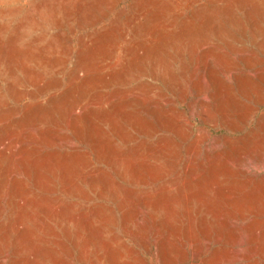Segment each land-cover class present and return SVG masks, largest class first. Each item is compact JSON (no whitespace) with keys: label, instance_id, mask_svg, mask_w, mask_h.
Wrapping results in <instances>:
<instances>
[{"label":"rangeland","instance_id":"rangeland-1","mask_svg":"<svg viewBox=\"0 0 264 264\" xmlns=\"http://www.w3.org/2000/svg\"><path fill=\"white\" fill-rule=\"evenodd\" d=\"M263 62L264 0H0V264H264Z\"/></svg>","mask_w":264,"mask_h":264},{"label":"bare ground","instance_id":"bare-ground-1","mask_svg":"<svg viewBox=\"0 0 264 264\" xmlns=\"http://www.w3.org/2000/svg\"><path fill=\"white\" fill-rule=\"evenodd\" d=\"M120 32H121V31H120ZM122 32H123V31H122ZM154 32H156V31H154ZM150 33H151V32H150ZM124 35H125V34H124ZM120 37H121V36H120ZM118 38H119V37H118ZM148 38H149V37H148ZM124 41H126V40L124 39ZM124 41H123V42H124ZM119 49H120V48H119ZM143 50H144V49H143ZM207 50H208V49H207ZM207 50H206V52H207ZM246 50H247V49H246ZM251 50H252V49H251ZM247 51H248V50H247ZM247 51H246V52H247ZM254 51H255V50H254ZM258 51H259V50H258ZM244 52H245V51H244ZM246 52H245V53H246ZM251 52H252V51H251ZM236 53H237V52H236ZM245 53H244V55H245ZM230 55H231V54H230ZM233 55H234V54H233ZM236 55L238 56V54H236ZM240 55H241V54H240ZM249 55H250V54H249ZM258 55H259V54H258ZM261 55H262V54H261ZM135 56H136V54H135ZM218 57H219V56H218ZM230 57H231V56H230ZM249 57H250V56H249ZM121 58H122V57H121ZM216 58H217V54H216ZM130 59H131V58H130ZM214 59H215V58H214ZM217 59H218V58H217ZM258 59H260V58H257V60H258ZM109 61H110V60H109ZM262 61H263V60H262ZM232 62L234 63V59H233ZM115 63H116V62H115ZM239 63H240V62H239ZM263 63H264V62H263ZM108 64H109V63H107V65H108ZM131 64H132V63H131ZM131 64H130V65H131ZM239 65H240V64H239ZM115 66H116V65H115ZM212 66H213V65H212ZM222 66H224V65H222ZM260 67H261V66H260ZM97 68H98V67H97ZM108 68H109V67H108ZM205 68H206V67H205ZM217 68H218V67H217ZM224 68H225V67H224ZM230 68H232V67H230ZM233 68H234V67H233ZM241 68H242V67H241ZM243 68H244V67H243ZM102 69H103V68H102ZM123 69H125V68H123ZM236 69H237V68H236ZM256 69H257V68H256ZM209 70H210V69H209ZM221 70H222V68H221ZM261 70H262V69H261ZM80 71H81V70H80ZM90 71H91V70H90ZM197 71H198V70H197ZM197 71H196V72H197ZM199 71H200V70H199ZM202 71H204V70H202ZM217 71H218V70H217ZM222 71H223V70H222ZM225 71H226V70H225ZM240 71H241V69H240ZM259 71H260V69H259ZM86 72H87V71H86ZM96 72H97V71H96ZM100 72H101V71H100ZM192 72H193V71H192ZM233 72H234V71H233ZM235 72H238V71H235ZM244 72H245V71H244ZM246 72H247V71H246ZM250 72H251V71H250ZM254 72H255V71H254ZM256 72H257V71H256ZM200 73H201V72H200ZM219 73H220V72H219ZM222 73H225V72L223 71ZM222 73H221V74H222ZM193 74H194V73H193ZM201 74H202V73H201ZM228 74H229V73H228ZM239 74H240V73H239ZM255 74H256V73H255ZM77 75H78V74H77ZM202 75H203V74H202ZM202 75H201V76H202ZM208 75H209V74H208ZM218 75H219V74H218ZM232 75H233V74H232ZM248 75H249V74H248ZM78 76H79V75H78ZM197 76H198V74H197ZM199 76H200V75H199ZM215 76H216V75H215ZM223 76H224V75H223ZM253 76H254V75H253ZM107 77H108V76H107ZM207 77H208V76H207ZM207 77H206V78H207ZM220 77H221V76H220ZM225 77H226V76H225ZM251 77H252V76H251ZM76 78H77V77H76ZM84 78H85V77H84ZM108 78H109V77H108ZM110 78H111V76H110ZM199 78H200V77H199ZM209 78H211V77H209ZM209 78H208V79H209ZM230 78H231V77H230ZM93 79H94V78H93ZM111 79H112V78H111ZM201 79H202V78H201ZM203 79H204V78H203ZM203 79H202V80H203ZM221 79H222V78H221ZM78 80H79V79H78ZM81 80H82V79H81ZM84 80H85V82H86V79H84ZM101 80H102V79H101ZM106 80H107V79H106ZM184 80H185V78H184ZM187 80H188V79H187ZM195 80H196V79H195ZM228 80H229V79H228ZM258 80H259V79H258ZM102 81H103V80H102ZM198 81H199V80H198ZM224 81H225V80H224ZM232 81H233V79H232ZM78 82H79V81H78ZM82 82H83V81H82ZM92 82H93V80H92ZM99 82H100V81H99ZM192 82H193V81H192ZM226 82H227V81H226ZM230 82H231V81H230ZM233 82H234V81H233ZM259 82H260V81H259ZM259 82H258V83H259ZM182 83H183V82H182ZM194 83H195V81H194ZM80 84H81V82H80ZM80 84H79V88H80V86H82V85H80ZM199 84H200V83H199ZM202 84L204 85V84H206V83H205V82H204V83L202 82ZM228 84H229V83H228ZM240 84H241V83H240ZM260 84H262V83H260ZM182 85H183V84H182ZM190 85H191V84H189L188 86H190ZM74 86H75V85H74ZM77 86H78V85H77ZM188 86H187V88H188ZM224 86H225V84H224ZM107 87H108V86H107ZM178 87H179V86H178ZM190 87H191V86H190ZM190 87H189V88H190ZM202 87H203V86H202ZM210 87H211V86H210ZM218 87H219V86H218ZM218 87H217V88H218ZM256 87H257V86H256ZM75 88H76V87H75ZM79 88H76V89H79ZM219 88H220V87H219ZM219 88H218V89H219ZM247 88H248V87H247ZM263 88H264V87H263ZM96 89H97V88H96ZM180 89H181V88H180ZM190 89H191V88H190ZM193 89H194V88H193ZM205 89H207V87H204V90H205ZM211 89H212V88H211ZM184 90L186 91V89H184ZM187 90H188V89H187ZM194 90H195V89H194ZM222 90H223V89H222ZM76 91H77V90H76ZM78 91H79V90H78ZM97 91H100V90H97ZM97 91H96L95 95L99 93V92L97 93ZM199 91H200V90H199ZM206 91H207V90H206ZM218 91H219V90H218ZM249 91H250V90H249ZM261 91H262V90H261ZM103 92H104V91H103ZM105 92H106V91H105ZM203 92H204V91H203ZM208 92H209V91H208ZM220 92H223V91L220 90ZM236 92H237V91H236ZM262 92H263V91H262ZM35 93H36V92H35ZM101 93H102V91H101ZM169 93H170V92H169ZM171 93H172V92H171ZM180 93L182 94V92H180ZM187 93H188V92H187ZM211 93H212V92H211ZM223 93H224V92H223ZM75 94H76V92H75ZM80 94H81V93H80ZM191 94H192V91H191ZM195 94H196V93H195ZM206 94H207V93H206ZM208 94H209V93H208ZM93 95H94V94H93ZM103 95H104V94H103ZM105 95H107V94L105 93ZM110 95H111V94H110ZM112 95H113V94H112ZM112 95H111V96H112ZM166 95H167V94H166ZM196 95H197V94H196ZM263 95H264V94H263ZM40 96H41V95H40ZM76 96H77V95H76ZM80 96H81V95H80ZM85 96H86V95H85ZM90 96H91V95H90ZM107 96H108V95H107ZM160 96L162 97V95H160ZM174 96H176V95L174 94ZM184 96H185V95H184ZM187 96H188V94H187ZM194 96H195V95H194ZM210 96H211V95H210ZM210 96H208V97L210 98ZM239 96H240V95H239ZM32 97H33V96H32ZM81 97H82V96H81ZM83 97H84V96H83ZM93 97H94V96H93ZM104 97H105V96H104ZM189 97H190V96H189ZM189 97H188V98H189ZM195 97H196V96H195ZM195 97H194V98H195ZM240 97H241V96H240ZM257 97H258V96H257ZM39 98H40V97H39ZM84 98H85V97H84ZM84 98H83V99H84ZM90 98H91V97H90ZM166 98H167V97H166ZM176 98H177V97H176ZM194 98H193V99H194ZM196 98H197V97H196ZM204 98H205V97H204ZM206 98H207V97H206ZM209 98H208L207 100H209ZM220 98H221V97H220ZM220 98H219V99H220ZM101 99H102V97H101ZM178 99H179V98H178ZM219 99H218V100H219ZM224 99H225V98H224ZM28 100L31 101L30 99H28ZM75 100H76V99H75ZM104 100H105V99H104ZM104 100H103V101H104ZM108 100H109V99H108ZM108 100H107V101H108ZM113 100H114V99H113ZM150 100H152V99H150ZM153 100H155V99H153ZM160 100H161V99H160ZM180 100H181V98H180ZM185 100H186V99H185ZM202 100H203V99H202ZM210 100H211V99H210ZM33 101H34V100H33ZM41 101H42V100H41ZM91 101H92V100H91ZM93 101H95V100H93ZM114 101H115V100H114ZM165 101H166V100H165ZM168 101H169V100H168ZM193 101H194V100H193ZM193 101H191V102H193ZM197 101H198V100H197ZM197 101H196V102H197ZM205 101H206V100H205ZM212 101H215V100L213 99ZM11 102H13V101H11ZM72 102H73V101H72ZM76 102H77V101H76ZM83 102H85V101H83ZM149 102H150V101H149ZM159 102H160V101H159ZM176 102H177V101H176ZM186 102H187V100H186ZM191 102H190V103H191ZM194 102H195V101H194ZM196 102H195V103H196ZM215 102H216V101H215ZM228 102H229V101H228ZM13 103H14V102H13ZM13 103H12V105H13ZM18 103H19V102H18ZM18 103H16V104H18ZM23 103H24V102H23ZM101 103H102V102H101ZM153 103H154V102H153ZM169 103H170V101H169ZM52 104H53V103H52ZM96 104H97V103H96ZM96 104H95V105H96ZM99 104H100V103H99ZM105 104H106V103H105ZM143 104H144V103H143ZM148 104H149V103H148ZM171 104H172V103H171ZM180 104H183V100H182V103L180 102ZM210 104H211V102H210ZM221 104H222V103H221ZM221 104H220V105H221ZM71 105H72V104H71ZM73 105H74V103H73ZM80 105H81V104H80ZM80 105H79V106H80ZM87 105H88V103H87ZM87 105H86V107H87ZM90 105H91V104H90ZM92 105H93V104H92ZM123 105H125V104H123ZM150 105H151V104H150ZM166 105H168V104H166ZM172 105H173V104H172ZM176 105H177V104H176ZM183 105H184V104H183ZM183 105H182V106H183ZM214 105H215V104H214ZM222 105H223V104H222ZM14 106H15V105H14ZM17 106H18V105H17ZM97 106H98V104H97ZM169 106H170V105H169ZM174 106H175V105H174ZM190 106H191V105H190ZM208 106H209V105H208ZM211 106H212V105H211ZM9 107H10V106H9ZM11 107H12V106H11ZM51 107H54V106H51ZM69 107H70V104H69ZM72 107H73V106H72ZM142 107H145V106H142ZM147 107H148V105H147ZM162 107H164V106L162 105ZM179 107H180V106H179ZM194 107H195V106H194ZM218 107H219V106H218ZM67 108H68V107H67ZM73 108H74V107H73ZM73 108H72V110H73ZM84 108H85V107H84ZM114 108H115V107H114ZM116 108H118V107H116ZM150 108H151V107H150ZM152 108H153V107H152ZM155 108H156V107H155ZM164 108H165V107H164ZM177 108H178V107H177ZM188 108H189V107H188ZM206 108H207V107H206ZM26 109H28V108H26ZM48 109H49V108H48ZM52 109H53V108H52ZM69 109H70V108H69ZM89 109H90V108H89ZM140 109H141V108H140ZM142 109H143V108H142ZM142 109H141V111H142ZM148 109H149V108H148ZM171 109H172V108L170 107V110H171ZM208 109H210V108H208ZM54 110H55V109H54ZM81 110H82V109H81ZM116 110H118V109H116ZM146 110H147V109H146ZM189 110H190V109H188V111H189ZM198 110H199V109H198ZM222 110H223V109H222ZM16 111H17V110H16ZM49 111H50V110H49ZM70 111H71V110H70ZM75 111H76V110H75ZM75 111H74V112H75ZM137 111H139V110H137ZM160 111H161V110H160ZM167 111H168V110H167ZM183 111H185V110H183ZM192 111H193V110H192ZM224 111H225V109H224ZM13 112H14V111H13ZM23 112H24V111H23ZM44 112H45V111H44ZM47 112H48V111H46V113H47ZM67 112H68V111H67ZM71 112H72V111H71ZM71 112H70V113H71ZM80 112H81V111H80ZM82 112H83V111H82ZM88 112H89V111H88ZM95 112H96V111H95ZM112 112H113V110H112ZM143 112H144V111H143ZM148 112H149V111H148ZM174 112H175V111H174ZM174 112H173V113H174ZM211 112H212V111H211ZM48 113H49V112H48ZM72 113H73V112H72ZM75 113H76V112H75ZM114 113H115V112H114ZM149 113H150V112H149ZM159 113H160V112H159ZM207 113H208V112H207ZM51 114H52V113H51ZM78 114H79V113H78ZM88 114H89V113H88ZM139 114H140V113H139ZM157 114H158V113H156V115H157ZM161 114H162V113H161ZM222 114H224V113H222ZM12 115H13V114H12ZM18 115H19V114H18ZM23 115H24V114H23ZM23 115H22V116H23ZM74 115H75V114H74ZM96 115H97V114H96ZM110 115H111V114H110ZM123 115H124V114H123ZM141 115H142V114H141ZM171 115H172V114H171ZM173 115H174V114H173ZM192 115H193V114H192ZM205 115H206V114H205ZM249 115H250V114H249ZM1 116H2V115H1ZM16 116H17V115H16ZM67 116H68V115H67ZM75 116H76V115H75ZM77 116H78V115H77ZM93 116H94V114H93ZM147 116H149V115H147ZM159 116H161V115H159ZM164 116H165V115H164ZM180 116H181V115H180ZM180 116H179V117H180ZM221 116H223V115H221ZM9 117H10V116H9ZM31 117H32V116H31ZM71 117H72V116H71ZM82 117L84 118V116H82ZM82 117H81V118H82ZM88 117H89V115H88ZM96 117H97V116H96ZM99 117H100V116H99ZM127 117H128V116H127ZM131 117H132V116H131ZM167 117H168V116H167ZM175 117H176V116H175ZM1 118H3V116H2ZM13 118H14V117H13ZM15 118H16V117H15ZM15 118H14V119H15ZM25 118H27V117L25 116ZM29 118H30V117H29ZM29 118H28V119H29ZM73 118H74V117H73ZM77 118H78V117H77ZM85 118H86V117H85ZM102 118H103V115H102ZM159 118H160V117H159ZM159 118H157V120H159ZM6 119H7V117H6ZM8 119H9V118H8ZM30 119H31V118H30ZM64 119H65V121H66V118H64ZM86 119H87V118H86ZM160 119H161V118H160ZM164 119H165V118H164ZM185 119H186V117H185ZM187 119H188V118H187ZM0 120H1V119H0ZM25 120H26V119H25ZM36 120H37V119H36ZM75 120H76V118H75ZM78 120H79V119H78ZM80 120H81V119H80ZM89 120H90V118H89ZM137 120H138V119H137ZM161 120H163V119H161ZM179 120H180V118H179ZM179 120H178V121H179ZM198 120H199V119H198ZM4 121H5V119H4ZM4 121H3V122H4ZM7 121H8V120H7ZM13 121H14V120H13ZM49 121H50V120H49ZM53 121H54V119L52 120V122H53ZM70 121L72 122V120H70ZM85 121H88V120H85ZM147 121H148V120H147ZM164 121H165V120H164ZM164 121H163V122H164ZM189 121H190V120H189ZM3 122H2V123H3ZM25 122H26V121H25ZM25 122H23V123H25ZM27 122H28V121H27ZM27 122H26V123H27ZM32 122H34V121H32ZM41 122H42V121H41ZM52 122H51V124H52ZM56 122H57V120H56ZM77 122H78V121H77ZM80 122H82V121H80ZM83 122H84V121H83ZM91 122H92V121H91ZM155 122H156V121H155ZM166 122H168V121H166ZM183 122H184V121H183ZM185 122H187V121H185ZM185 122H184V123H185ZM28 123H29V122H28ZM30 123H31V122H30ZM58 123H59V122H58ZM66 123H67V121H66ZM78 123H79V122H78ZM85 123H86V122H85ZM87 123H88V122H87ZM89 123H90V122H89ZM169 123H170V122H169ZM181 123H182V122H181ZM11 124H12V123H11ZM15 124H16V123H14V125H15ZM20 124H21V123H20ZM35 124H36V123H35ZM48 124H50V123H48ZM51 124H50V125H51ZM56 124H57V123H56ZM63 124L65 125V122H64ZM81 124H82V123H81ZM131 124H132V123H131ZM142 124H143V123H142ZM166 124H167V126H168V125H171V124H168V123H166ZM176 124H177V123H176ZM200 124H201V123H200ZM213 124H214V123H213ZM1 125H2V124H1ZM4 125H5V124H4ZM7 125H8V124H7ZM22 125H23V124H22ZM26 125H27V124H26ZM46 125H47V123H46ZM52 125H53V124H52ZM57 125H58V124H57ZM57 125H56V127H57ZM60 125H62V124H60ZM67 125H68V124H66V126H67ZM75 125H76V124H75ZM138 125H139V124H138ZM152 125H153V124H152ZM162 125H163V124H162ZM177 125H178V124H177ZM182 125H183V124H182ZM186 125H187V124H186ZM11 126H12V125H11ZM17 126H18V125H17ZM20 126H21V125H20ZM20 126H19V127H20ZM24 126H25V124H24ZM35 126H36V125H35ZM69 126H70V125H69ZM155 126H156V125H155ZM159 126H160V125H158V127H159ZM180 126H181V125H180ZM184 126H185V125H184ZM0 127H1V126H0ZM15 127H16V126H15ZM27 127H29V126H27ZM47 127H48V126H47ZM47 127H46V128H47ZM77 127H78V126H77ZM77 127H76V128H77ZM144 127H145V126H144ZM158 127H157V128H158ZM198 127H199V126H198ZM201 127H202V126H201ZM4 128H5V127H4ZM7 128H8V127H7ZM7 128H6V129H7ZM29 128H30V127H29ZM32 128H33V127H32ZM58 128H59V127H58ZM62 128H63V127H62ZM64 128H66V127H64ZM64 128H63V129H64ZM76 128H75V129H76ZM134 128H135V127H134ZM142 128H143V127H142ZM142 128H141V129H142ZM164 128H167V127H164ZM182 128H183V127H182ZM20 129H21V128H20ZM23 129H24V128H23ZM53 129H54V128H53ZM75 129H74V131H75ZM79 129H80V128H79ZM151 129H152V128H151ZM155 129H156V128H155ZM162 129H163V127H162ZM169 129H170V128H169ZM199 129H200V128H199ZM2 130H3V126H2ZM2 130H1V131H2ZM4 130H5V129H4ZM18 130H19V129H18ZM24 130H25V129H24ZM39 130L42 131V129H39ZM58 130H59V129H58ZM69 130H70V128H69ZM82 130H83V128H82ZM157 130H158V129H157ZM165 130H166V129H165ZM171 130H172V129H171ZM195 130H196V129H195ZM197 130H198V129H197ZM8 131H9V130H8ZM14 131H15V129H14ZM14 131H13L12 133H14ZM26 131H27V130H26ZM36 131H37V129H36ZM41 131H40V132H41ZM71 131H72V130H71ZM115 131H117V130H115ZM150 131H151V130H150ZM152 131H154V130H152ZM183 131H184V130H183ZM186 131H187V130H186ZM15 132H17V131H15ZM18 132H19V131H18ZM24 132H25V131H24ZM42 132H43V131H42ZM47 132H48V131H47ZM72 132H73V131H72ZM75 132H76V131H75ZM78 132H80V134L83 133L82 131H78ZM78 132H77V134H78ZM144 132H146V131H144ZM147 132H148V130H147ZM174 132H175V129H174ZM174 132H173V134H174ZM180 132H182V131H180ZM187 132L189 133V131H187ZM191 132H192V131H191ZM4 133H5V132H4ZM4 133H3V134H4ZM12 133H11L10 136H12ZM26 133H27V132H26ZM29 133H30V132H29ZM31 133H32V132H31ZM33 133L35 134V132H33ZM44 133H46V132H44ZM55 133H56V132H55ZM60 133H61V132H60ZM168 133H169V132H168ZM178 133H179V132H178ZM34 134H33V135H34ZM38 134H39V133H38ZM40 134H41V133H40ZM47 134H48V133H47ZM58 134H59V132H58ZM61 134H62V133H61ZM80 134H79V135H80ZM152 134H153V133H152ZM158 134H159V133H158ZM160 134H161V133H160ZM160 134H159V135H160ZM164 134H165V133H164ZM180 134H182V133H180ZM183 134H184V133H183ZM185 134H186V133H185ZM185 134H184V135H185ZM197 134H198V133H197ZM0 135H2V133H0ZM6 135H8V134H6ZM6 135H5V136H6ZM53 135H54V134H53ZM72 135H75V134H72ZM154 135H155V134H154ZM165 135H166V134H165ZM168 135H171V133L168 134ZM176 135H177V134H176ZM176 135H174V136L176 137ZM23 136H24V135H23ZM80 136H81V135H80ZM178 136H179V135H178ZM178 136H177V137H178ZM202 136H203V135H202ZM13 137H14V136H13ZM16 137H17V136H16ZM33 137H34V136H33ZM33 137H32V138H33ZM52 137H53V136H52ZM61 137H63V136H61ZM64 137H65V135H64ZM66 137H67V136H66ZM66 137H65V138H66ZM78 137H79V136H78ZM78 137H77V138H78ZM83 137H84V136H83ZM86 137H87V136H86ZM88 137H89V136H88ZM88 137H87V139H88ZM91 137H92V136H91ZM175 137H174V138H175ZM8 138H11V137H8ZM30 138H31V137H30ZM54 138H56V137L54 136ZM77 138H76V139H77ZM81 138H82V136L80 137V139H81ZM84 138H85V137H84ZM92 138H93V137H92ZM96 138H97V137H96ZM183 138H184V137H183ZM183 138H181V140H183ZM189 138H190V137H189ZM196 138H197V137H196ZM200 138H201V137H200ZM203 138H204V137H203ZM203 138H202V139H203ZM0 139H1V138H0ZM48 139H49V138H48ZM48 139H46V140H48ZM56 139H59V138H56ZM67 139H68V138H67ZM67 139H65V141H66ZM87 139H86V140H87ZM94 139H95V138H94ZM100 139H101V138H100ZM100 139H99V140H100ZM178 139H179V138H178ZM204 139H205V138H204ZM9 140H10V139H9ZM15 140H16V139H15ZM27 140H28V139H27ZM44 140H45V139H44ZM77 140H78V139H77ZM188 140H189V139H188ZM24 141H25V140H24ZM48 141H49V140H48ZM63 141H64V140H63ZM65 141H64V142H65ZM81 141H82V140H81ZM83 141H84V140H83ZM88 141H89L90 144H91V141H90L89 139H88ZM179 141H180V139H179ZM192 141H193V140H192ZM201 141H202V140H201ZM205 141H206V140H205ZM55 142H56V141H55ZM59 142H60V141H59ZM64 142H63V143H64ZM70 142H71V141H70ZM92 142H94V140H93ZM97 142H98V140H97ZM102 142H103V140H102ZM104 142H105V141H104ZM193 142H194V141H193ZM3 143H4V141H3ZM46 143H47V141H46ZM52 143H54V142H52ZM73 143H74V142H73ZM83 143H84V142H83ZM95 143H96V141H95ZM214 143H215V142H214ZM10 144H11V143H10ZM19 144H20V142H19ZM47 144H48V143H47ZM55 144H56V143H55ZM59 144H60V143H59ZM64 144H65V143H64ZM64 144H63V145H64ZM77 144H78V143H77ZM104 144H107V143H104ZM195 144H196V143H195ZM201 144H203V143L201 142ZM212 144H213V143H212ZM4 145H5V144H4ZM13 145H14V144H13ZM44 145H45V144H44ZM96 145H97V144H96ZM109 145H110V144H109ZM206 145H207V144H206ZM11 146H12V145H11ZM11 146H8V147H11ZM25 146H26V145H25ZM25 146H24V149H25ZM42 146H43V145H42ZM45 146H46V145H45ZM47 146H48V145H47ZM58 146H59V145H58ZM58 146H57V147H58ZM77 146H78V145H77ZM93 146H94V145H93ZM93 146H92V147H93ZM107 146H108V145H107ZM188 146H189V145H188ZM216 146H217V145H216ZM15 147H16V146H15ZM28 147H29V146H28ZM54 147H55V146H54ZM60 147H61V145H60ZM88 147H89V146H88ZM101 147H102V146H101ZM103 147H104V146H103ZM194 147H195V146H194ZM196 147H197V146H196ZM218 147H219V145H218ZM35 148H36V147H35ZM51 148H52V144H51ZM90 148H91V147H90ZM90 148H89V149H90ZM99 148H100V147H99ZM161 148H162V147H161ZM207 148H208V147H207ZM227 148H228V147H227ZM229 148L231 149V147H229ZM3 149H4V148H3ZM14 149H15V148H14ZM24 149H23V150H24ZM32 149H33V148H32ZM71 149H72V148H71ZM105 149H106V147H105ZM105 149H104V151H105ZM192 149H193V147L191 148V150H192ZM220 149H221V151H222V148H220ZM230 149H228V150H229L230 153H231V150H230ZM8 150H9V149H8ZM30 150H31V149H30ZM42 150H43V149H42ZM53 150H54V149H53ZM55 150H56V149H55ZM61 150H62V149H61ZM63 150H64V149H63ZM95 150H96V149H95ZM97 150H98V146H97ZM107 150H109V147H108ZM114 150H115V149H114ZM189 150H190V149H189ZM191 150H190V151H191ZM206 150H207V149H206ZM11 151H12V150H11ZM11 151H10V152H11ZM14 151H15V150H14ZM26 151H28V150L26 149L24 153H26ZM31 151H32V150H31ZM36 151L38 152V150H36ZM40 151H41V149H40ZM78 151H79V150H78ZM80 151H82V150H80ZM110 151H111V150H110ZM159 151H160V150H159ZM201 151H202V150H201ZM207 151H208V150H207ZM212 151H213V150H212ZM50 152H51V151H50ZM52 152H53V151H52ZM60 152H62V151H60ZM86 152H87V151H86ZM198 152H199V151H198ZM218 152H219V151H218ZM0 153H1V152H0ZM13 153H14V152H13ZM28 153H30V152L28 151ZM33 153H34V152H32V154H33ZM77 153H78V152H77ZM81 153H82V152H81ZM110 153H111V152H110ZM214 153H215V152H214ZM19 154H20V152H19ZM41 154H42V153H41ZM45 154H48V153L45 152ZM54 154H55V153H54ZM71 154H72V153H71ZM95 154H96V153H95ZM196 154H197V153H196ZM198 154H199V153H198ZM203 154L205 155V153H203ZM208 154H209V153H208ZM210 154H211V153H210ZM5 155H6V154H5ZM23 155H24V154H23ZM33 155H34V154H33ZM35 155H36V154H35ZM38 155H39V152H38ZM74 155H75V154H74ZM80 155H81V154H80ZM85 155H86V154H85ZM93 155H94V154H93ZM191 155H192V154H191ZM200 155H201V154H200ZM200 155H199V156H200ZM220 155H221V154H220ZM2 156H3V155H2ZM10 156H11V155H9V156H7V157H10ZM14 156H15V155H14ZM21 156H22V154H21ZM47 156H48V155H47ZM51 156H52V155H51ZM61 156H62V155H61ZM63 156H64V158H66L65 155H64V153H63ZM70 156H71V155H70ZM95 156H96V155H95ZM108 156H109V155H108ZM193 156H194V155H193ZM213 156H215V155H213ZM25 157H26V156H25ZM28 157H29V156H28ZM28 157H27V158H28ZM43 157H44V156H43ZM48 157H49V156H48ZM56 157H58V155H57ZM71 157H72V156H71ZM194 157H195V156H194ZM207 157H208V156H207ZM215 157H216V156H215ZM215 157H214V158H215ZM222 157L224 158V156H222ZM5 158H6V157H5ZM19 158H20V157H19ZM19 158L17 159V161H19ZM29 158H30V157H29ZM36 158H37V157L35 156V159H36ZM52 158H53V157H51V159H52ZM72 158H73V157H72ZM89 158H91V157H89ZM101 158H102V157H101ZM203 158H204V157H203ZM210 158H211V157H210ZM217 158H218V157H217ZM12 159H13V158H12ZM20 159H21V158H20ZM49 159H50V158H49ZM81 159H82V158H81ZM95 159H96V158H95ZM97 159H98V158H97ZM106 159H107V157H106ZM106 159H104V160H106ZM189 159H190V158H189ZM204 159H205V158H204ZM206 159H207V158H206ZM14 160H15V159H14ZM25 160L27 161V159H25ZM44 160H45V159H44ZM61 160H62V158H61ZM61 160H60V161H61ZM115 160H116V159H115ZM196 160H197V158H196ZM262 160H263V159H262ZM5 161L7 162V160H5ZM11 161H12V160H11ZM21 161H22V160H21ZM26 161H25V162H26ZM29 161H30V160H29ZM31 161H32V160H31ZM37 161H38V160H37ZM113 161H114V160H113ZM187 161H188V160H187ZM221 161H222V160H221ZM225 161H226V160H225ZM9 162H10V160H9ZM14 162H16V161H14ZM14 162H13V163H14ZM27 162H28V161H27ZM61 162H62V161H61ZM61 162H60V164H62ZM102 162H103V161H102ZM105 162H106V161H105ZM188 162H189V161H188ZM190 162H191V161H190ZM202 162H203V161H202ZM204 162H205V161H204ZM29 163H30V162H29ZM32 163H33V162H32ZM48 163H49V162H48ZM51 163H52V162H51ZM198 163H199V162H198ZM262 163H263V162H262ZM262 163H260V165H261ZM7 164H10V163L7 162ZM7 164H6V167H7ZM21 164H23V163H21ZM58 164H59V163H58ZM82 164H83V163H82ZM109 164H110V163H109ZM192 164H193V163H192ZM192 164H190V165H192ZM199 164H200V163H199ZM211 164H212V163H211ZM14 165H16V164H14ZM14 165H13V166H14ZM23 165H24V164H23ZM42 165H43V164H42ZM69 165H70V164H69ZM196 165H197V164H196ZM203 165H204V164H203ZM208 165H209V164H208ZM26 166H27V165H26ZM78 166H79V164H78ZM184 166H185V165H184ZM258 166H259V165H258ZM6 167H5V168H6ZM50 167H51V166H50ZM187 167H188V166H187ZM187 167H186V168H187ZM200 167H201V166H200ZM200 167H199V169H200ZM263 167H264V166H263ZM20 168H21V167H20ZM188 168H189V167H188ZM202 168H203V167H202ZM253 168H254V167H253ZM255 168H256V167H255ZM259 168H260V166H259ZM18 169H19V168H18ZM60 169H61V168H60ZM195 169H196V168H195ZM262 169H264V168H262ZM22 170H23V169H22ZM88 170H89V169H88ZM186 170H187V169H186ZM257 170H258V168H257ZM259 170H260V169H259ZM14 171H15V170H14ZM31 171H32V170H31ZM40 171H41V170H40ZM63 171H64V170H63ZM121 171H122V170H121ZM136 171H137V170H136ZM254 171H255V170H254ZM5 172H6V170H5ZM9 172H10V170H9ZM37 172H38V171H37ZM57 172H58V171H57ZM61 172H62V171H61ZM85 172H86V171H85ZM188 172H189V170H188ZM188 172H187V173H188ZM191 172H193V171H191ZM259 172H260V171H259ZM17 173H18V171H17ZM20 173H21V172H20ZM35 173H36V172H35ZM133 173H134V172H133ZM31 174H32V172H31ZM51 174H52V173H51ZM58 174H59V173H58ZM63 174H64V173H63ZM136 175H137V172H136ZM11 176H12V175H11ZM11 176H9V177H11ZM86 176H87V175H86ZM89 176H90V175H89ZM89 176H87V177H89ZM150 176H151V175H150ZM36 177H37V176H36ZM51 177H52V176H51ZM59 177H60V176H59ZM128 177H129V176H128ZM128 177H127V179H128ZM134 177H135V176H134ZM48 178H49V177H48ZM135 178H137V177H135ZM146 178H147V177H146ZM8 179H10V178H8ZM24 179H25V177H24ZM31 179H32V178H31ZM42 180H43V179H42ZM57 180H58V179H57ZM33 181H34V180H33ZM55 181H56V180H55ZM66 181H67V180H66ZM21 182H22V181H21ZM31 182H32V181H31ZM8 183H9V181H8ZM153 183H154V181H153ZM12 184H13V183H12ZM14 184H15V183H14ZM29 184H30V183H29ZM104 184H105V183H104ZM39 185H40V184H39ZM7 186H8V184H7ZM17 186H18V185H17ZM31 187H32V186H31ZM8 188H10V186H9ZM8 188H7V189H8ZM32 188H33V187H32ZM160 188H161V187H160ZM33 189H34V188H33ZM35 190H36V189H35ZM10 191H11V190H10ZM8 192H9V191H8ZM14 192H15V191H14ZM17 192H18V191L16 190V193H17ZM17 194H18V193H17ZM46 195H47V194H46ZM4 197H5V196H4ZM7 197H8V196H7ZM16 197H17V196H16ZM53 197H54V196H53ZM140 198H141V197H140ZM6 199H7V198H6ZM46 199H47V198H46ZM161 199L163 200V202H165V200H164L165 198H164V199L161 198ZM159 200H160V199H159ZM19 201H20V200H19ZM140 201H141V200H140ZM24 202H26V201L24 200L23 203H24ZM138 202H139V200H138ZM158 202H159V201H158ZM160 202H161V201H160ZM1 203H2V202H1ZM4 204H5V203H4ZM156 204H157V203H156ZM22 205H23V204H22ZM153 206H154V205H153ZM164 206H166V205L164 204ZM47 207H48V206H47ZM43 209H44V208H43ZM144 210H145V209H144ZM129 213H130V212H129ZM140 217H141V215H140ZM147 217H148V216H147ZM136 218H139V217L136 216ZM142 218H143V217H142ZM143 219H144V218H143ZM145 219H146V218H145ZM147 219H148V218H147ZM133 221H134V220H133ZM142 221H143V220H142ZM146 221H148V220H145V222H144V221H143V222L146 223ZM150 221H151V220H150ZM148 222H149V221H148ZM137 223H138V222H137ZM139 223H140V221H139ZM149 224H150V223H149ZM146 225H147V224H146ZM125 226H126V224H125ZM153 227H154V225H153ZM21 228H22V227H21ZM148 228H149V227H148ZM168 228H169V227H168ZM155 229H156V228H155ZM1 230H2V229H1ZM27 230H28V229H27ZM148 230H149V229H148ZM152 230H153V229L151 228V231H152ZM29 231H30V230H29ZM26 232H28V231H26ZM155 232H157V231H155ZM167 233H168V231H167ZM167 233H166L165 235H167ZM159 234H160V233H159ZM159 234H158V235H159ZM154 235H155V233H154ZM154 235H153V236H154ZM163 235H164V234H163ZM146 236H147V235H146ZM153 236H152V237H153ZM147 237H148V236H147ZM154 237H155V236H154ZM164 237H165V236H164ZM167 237H169V236L167 235ZM167 237H166V238H167ZM179 237H181V236H179ZM155 238H156V237H155ZM161 238L163 239V237H161ZM143 239H144V238H143ZM149 239H150V237H149ZM152 239H153V238H152ZM178 239H179V238H178ZM178 239H177V240H178ZM180 239H181V238H180ZM180 239H179V240H180ZM144 240H145V239H144ZM158 240H160V239L158 238ZM146 242H149V241H146ZM146 242H145V244H146ZM166 242H167V241H166ZM168 242H169V240H168ZM152 243H153V242H152ZM161 243H162V242H161ZM161 243H160V244H161ZM163 243H164V242H163ZM141 244H142V242H141ZM146 245H148V244H146ZM151 245H152V244H151ZM151 245H150V246H151ZM154 245H155V244H154ZM141 246H142V245H141ZM195 246H196V245H195ZM144 247H145V246H144ZM182 247H183V245H182ZM199 247H200V246H199ZM147 248H148V247H147ZM155 248H156V247H155ZM162 248H164V247H162ZM177 248H179V247L177 246ZM197 248H198V247H197ZM142 249H143V248H142ZM145 249H146V248H145ZM145 249H143V251H144ZM146 251H147V250H146ZM199 251H201V249H200ZM179 252H180V251H179ZM196 252H197V250H196ZM201 252H202V251H201ZM144 253H145V252H144ZM148 253H150V252L148 251ZM6 254H7V253H6ZM4 255H5V254H4ZM7 255H8V254H7ZM10 257H11V256H10ZM68 257H69V255H68ZM181 257H182V256H181ZM7 258H9V256H8ZM32 258H33V255H32ZM66 258H67V257H66ZM69 258H72V257H69ZM179 258H180V257H179ZM9 259H10V258H9ZM28 259H30V258H28ZM6 263H7V262H6Z\"/></svg>","mask_w":264,"mask_h":264}]
</instances>
